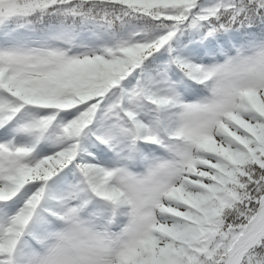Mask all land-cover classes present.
I'll return each instance as SVG.
<instances>
[{
  "label": "snow or ice",
  "instance_id": "1",
  "mask_svg": "<svg viewBox=\"0 0 264 264\" xmlns=\"http://www.w3.org/2000/svg\"><path fill=\"white\" fill-rule=\"evenodd\" d=\"M0 264H264V0H0Z\"/></svg>",
  "mask_w": 264,
  "mask_h": 264
}]
</instances>
